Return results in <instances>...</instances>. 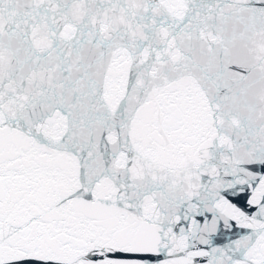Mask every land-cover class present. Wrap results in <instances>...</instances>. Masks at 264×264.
Listing matches in <instances>:
<instances>
[{"label": "snow or ice", "instance_id": "snow-or-ice-1", "mask_svg": "<svg viewBox=\"0 0 264 264\" xmlns=\"http://www.w3.org/2000/svg\"><path fill=\"white\" fill-rule=\"evenodd\" d=\"M0 264H264V0H0Z\"/></svg>", "mask_w": 264, "mask_h": 264}]
</instances>
